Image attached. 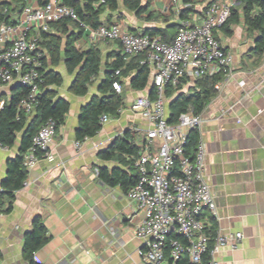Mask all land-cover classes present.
Listing matches in <instances>:
<instances>
[{
	"label": "crops",
	"instance_id": "obj_1",
	"mask_svg": "<svg viewBox=\"0 0 264 264\" xmlns=\"http://www.w3.org/2000/svg\"><path fill=\"white\" fill-rule=\"evenodd\" d=\"M223 1L232 4L239 21L231 25L230 35L222 28L215 31L220 45L232 54L234 61L231 74L223 77L220 89L215 90L200 114L203 121L197 130L198 140L204 145L205 175L216 203V215L204 211L203 217L210 239L217 230L240 232L243 236L235 249L221 248L213 257L214 264H264V54L254 52L258 34L244 25L240 2L190 0L185 4L183 0H140L145 9L137 16L124 8L123 0H117L118 11L106 9L100 20L104 25L119 24L133 34L167 25H178L177 32L182 23L200 20L208 5ZM26 2L38 7L35 0ZM187 8L191 12L186 20H181L179 13ZM91 46L98 47L103 62L112 61L109 56L120 50L115 43H92L83 31L75 43L76 49L87 50ZM43 49L45 70L62 79L60 87L51 89L69 103V110L50 146L51 158L42 159L27 170L9 213L3 212L5 201L0 206V264H29L23 258V238L35 216L41 217L49 236L48 242L34 253L36 264H146L138 255L145 242L134 234L143 213L127 199L120 185L104 183L98 171L135 173L129 166L107 159L106 151H114L118 139L125 137L137 147V154L141 152L148 124L132 113L129 105L137 97L150 96V87L154 94L150 75L143 91L132 90L129 78H121L124 106L119 117L111 118L95 136L76 148L80 111L94 95H99L97 85L102 77L97 78L94 90L92 86L86 96H75L69 92L73 77L66 73L63 60L52 67ZM11 87L0 85V97L9 98ZM192 87L184 84L180 92L186 93ZM18 152L19 141L12 148L0 150V193L8 162ZM124 157L129 160L128 155ZM167 263L166 257L162 264Z\"/></svg>",
	"mask_w": 264,
	"mask_h": 264
},
{
	"label": "built area",
	"instance_id": "obj_2",
	"mask_svg": "<svg viewBox=\"0 0 264 264\" xmlns=\"http://www.w3.org/2000/svg\"><path fill=\"white\" fill-rule=\"evenodd\" d=\"M231 11L230 2H213L205 8L200 20L182 23L169 41L157 35L133 34L116 23L96 28L79 24L92 43H115L127 57L144 55L141 63L149 68L153 97L140 96L129 105V110L142 117L148 128L141 152L128 156L137 178L126 192L127 199L143 213L134 234L145 242L138 255L146 264H162L166 254L172 261L185 255L192 264H200L208 252L209 264H214L213 257L221 248L235 249L243 238L240 232L217 230L209 250L210 237L205 232L203 214L207 211L215 216L216 203L205 175L206 152L199 141L192 159L184 153L189 133L197 131L203 119L188 109L179 115L176 123H170L165 93L167 86L178 91L183 80L185 85L194 86L206 76L231 74L233 56L215 36V31L230 18ZM64 19L78 21L75 10L60 0H49L43 6L26 5L15 23L0 25V85L17 84L27 89L18 102L19 113L31 116L37 105L45 58L40 46L41 34L50 32L51 24ZM119 76L120 72L116 71L115 77ZM220 87V82L214 85L215 90ZM112 89L121 94V80H114ZM111 118L102 114L100 125L109 123ZM55 134L54 121L45 120L21 156L26 170L42 159L51 158L50 146ZM75 147L79 148L80 142ZM6 148L0 143V150ZM172 229L183 241L168 239Z\"/></svg>",
	"mask_w": 264,
	"mask_h": 264
},
{
	"label": "trees",
	"instance_id": "obj_3",
	"mask_svg": "<svg viewBox=\"0 0 264 264\" xmlns=\"http://www.w3.org/2000/svg\"><path fill=\"white\" fill-rule=\"evenodd\" d=\"M38 6H43L49 0H35ZM242 7L243 22L248 31L257 32L254 43V52L264 54V0H238ZM63 5L72 7L77 15L78 21L61 20L51 24V30L54 33H42L40 46L46 49L49 57V64L52 67L59 65L63 60L64 68L69 76L73 77L69 92L75 96L84 97L88 94L89 89L94 85L99 76L102 77L101 82L97 85V93L90 102L81 109L78 120V127L75 131V139L77 142H83L87 138H91L101 129L99 117L107 114L112 118H118L117 111L124 106V96L117 94L112 89L114 80L121 78H129V86L132 90L143 91L149 80V68L141 62L145 58L144 55H136L127 57L122 55L121 49L109 56L113 57L112 61H102V55L97 46H91L87 50H78L75 43L82 37L83 30L79 26L80 23L96 28L103 23L101 16L108 9L110 12L118 11L117 0H60ZM188 4L190 0H183ZM27 5L26 0H0V25L2 23L13 24L15 19ZM125 9L135 12L139 16L144 12L140 0H123ZM187 8L179 13L181 20L187 19V14L191 11ZM151 19V18H150ZM238 14L231 11L230 18L221 27L226 35L231 34V25L238 23ZM110 19L107 20V23ZM180 27V26H179ZM178 25H167L165 28H152L144 31L145 34L151 36L157 35L164 40H171ZM77 29L76 32L74 30ZM44 68L41 70L42 82L40 84V93L37 98V105L31 116L19 113L17 110L18 102L27 93V89L20 85L11 87L10 97H0V143L7 148H12L19 141V152L15 159L8 162L7 175L1 185L0 206L6 202L4 213L12 210V204L15 193L22 188L27 176V170L22 165V154L29 148L31 139L38 131L43 122L52 119L55 123L56 132L63 125L65 115L69 110V103L57 97V93L51 89L52 86L60 87L62 85L61 76L57 73L45 70L47 60L44 58ZM119 71L120 76L115 77V72ZM223 75L206 76L198 79L195 85L188 92L182 93V85L178 87V91H174L171 87H165L167 99L173 101L168 107L169 122L176 123L181 113L191 109L194 114H201L209 99L215 94L214 85L221 82ZM122 84V83H121ZM153 90L150 97H153ZM197 131L189 133L184 146V153L192 159L198 144ZM113 150L106 151L107 159H114L121 164L129 166L134 171L132 160H126L124 156L137 155V147L131 141H127L125 137L118 139L113 146ZM99 177L102 181L110 186L120 185L127 192L135 183L137 175L131 173L127 175L125 172L113 170L109 174L105 170H99ZM213 229V227H211ZM207 232V227H205ZM210 239L209 250L212 247V239ZM168 239H177L180 241L182 237L176 232H170ZM49 240L47 230L40 216H35L32 220L30 230L23 238V258L29 264H36L34 261V253L42 248ZM167 264H192L187 256H182L177 261H172L166 254ZM209 252L202 257L200 264H209Z\"/></svg>",
	"mask_w": 264,
	"mask_h": 264
},
{
	"label": "water",
	"instance_id": "obj_4",
	"mask_svg": "<svg viewBox=\"0 0 264 264\" xmlns=\"http://www.w3.org/2000/svg\"><path fill=\"white\" fill-rule=\"evenodd\" d=\"M151 89H152V87H150L149 94L151 93ZM172 102H173V101H170V102L168 103V107L172 104Z\"/></svg>",
	"mask_w": 264,
	"mask_h": 264
},
{
	"label": "rangeland",
	"instance_id": "obj_5",
	"mask_svg": "<svg viewBox=\"0 0 264 264\" xmlns=\"http://www.w3.org/2000/svg\"><path fill=\"white\" fill-rule=\"evenodd\" d=\"M100 45H102V43L100 44ZM100 47H102V46H100ZM62 66V65H61ZM61 66L59 67V68H61ZM58 69V68H57ZM91 90H94V86L91 88Z\"/></svg>",
	"mask_w": 264,
	"mask_h": 264
}]
</instances>
